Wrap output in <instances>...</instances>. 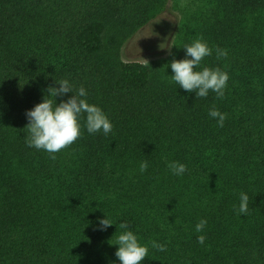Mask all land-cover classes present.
Returning <instances> with one entry per match:
<instances>
[{"label":"trees","instance_id":"16d2710c","mask_svg":"<svg viewBox=\"0 0 264 264\" xmlns=\"http://www.w3.org/2000/svg\"><path fill=\"white\" fill-rule=\"evenodd\" d=\"M168 1L178 4L0 0V264H120V223L148 247L141 264H264V0H181L171 54L123 60ZM197 39L212 54L194 70L226 72L223 98L197 99L172 79L170 63ZM61 80L83 86L113 129L90 134L81 115L80 137L50 154L27 146L26 112ZM106 217L114 224L100 230Z\"/></svg>","mask_w":264,"mask_h":264},{"label":"clouds","instance_id":"9594fccd","mask_svg":"<svg viewBox=\"0 0 264 264\" xmlns=\"http://www.w3.org/2000/svg\"><path fill=\"white\" fill-rule=\"evenodd\" d=\"M163 49L165 45L161 44ZM186 51V58L182 60H173L170 67L174 75L173 81L187 92H195L196 97L206 98L209 91L216 93L218 98H223L224 89L227 86L228 74L222 72L219 68L210 69L203 68L201 71L196 69L201 61L212 54L206 42L202 39H197L190 45L183 47ZM217 59L227 56V51L217 49ZM169 54H171V47H169ZM190 57V58H187ZM60 85L59 88L49 87L47 89L48 97H44L43 101L33 109L26 112L28 124L25 128L28 130L26 144L29 147L42 149L50 154L57 153L71 144H73L81 135V125L79 118L85 115V124L88 133H98L102 131L105 135L112 132L113 125L107 115L96 105L89 104L86 100V90L81 86L78 90L73 89L68 80L56 81ZM74 93L66 102L56 104V97L62 96L66 93ZM54 98V99H53ZM212 118H218L217 124L219 127L224 126L226 114L221 113L218 109L213 107L209 111ZM54 160L56 157L52 155ZM169 169L174 175H183L186 171V165L179 162H170ZM148 169L147 161L140 163V172L143 173ZM249 209V196L241 192L238 212L240 214H247ZM100 230H106L113 225V221L108 219L99 220ZM206 220H200L196 224V232H201L206 226ZM119 228L121 233L116 237L118 249L115 256L120 261V264H141L148 256L149 249L146 245L142 246L138 242L137 236L133 231L129 230L127 223H120ZM206 237L200 235L197 237L199 244H204ZM151 246L158 251L164 252L167 250L165 244L157 241H151Z\"/></svg>","mask_w":264,"mask_h":264},{"label":"rangeland","instance_id":"374dc122","mask_svg":"<svg viewBox=\"0 0 264 264\" xmlns=\"http://www.w3.org/2000/svg\"><path fill=\"white\" fill-rule=\"evenodd\" d=\"M178 6L168 1L161 12L155 14L149 22L129 39L122 47L123 60L146 62L165 58L169 54L175 28L179 20ZM165 47L162 49L160 45Z\"/></svg>","mask_w":264,"mask_h":264}]
</instances>
